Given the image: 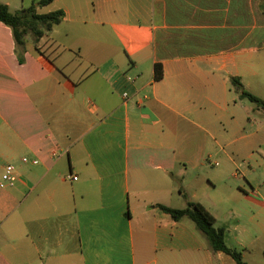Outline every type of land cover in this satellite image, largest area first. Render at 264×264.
<instances>
[{
	"label": "crops",
	"instance_id": "0c3cea01",
	"mask_svg": "<svg viewBox=\"0 0 264 264\" xmlns=\"http://www.w3.org/2000/svg\"><path fill=\"white\" fill-rule=\"evenodd\" d=\"M262 1L54 0L22 44L0 22V264H236L157 208L182 193L264 264V112L229 81L264 102Z\"/></svg>",
	"mask_w": 264,
	"mask_h": 264
},
{
	"label": "trees",
	"instance_id": "16d2710c",
	"mask_svg": "<svg viewBox=\"0 0 264 264\" xmlns=\"http://www.w3.org/2000/svg\"><path fill=\"white\" fill-rule=\"evenodd\" d=\"M53 1L39 0L30 7L14 13L9 10L7 5L0 3V22L11 29L13 38L17 44H22L26 35H31L34 41L37 42L55 25L60 24L64 17L62 11H55L48 14L37 13L38 7L47 6ZM260 8L264 13V0L261 2ZM155 70L157 73L155 78L160 79L162 76L160 66H155ZM229 81L239 98L247 100L264 112V102L245 90L239 78L231 77ZM179 192L182 193L180 189ZM182 196L186 201V206L183 209H173L162 205L157 206V208L169 215L175 222L183 218L189 219L195 228L205 237L212 251L229 255L236 264H246L242 260L240 252L231 250L225 245V229L214 227L215 220L212 215L200 204L189 201L185 194L182 193Z\"/></svg>",
	"mask_w": 264,
	"mask_h": 264
},
{
	"label": "built area",
	"instance_id": "2783aa9c",
	"mask_svg": "<svg viewBox=\"0 0 264 264\" xmlns=\"http://www.w3.org/2000/svg\"><path fill=\"white\" fill-rule=\"evenodd\" d=\"M23 164H27V159H22ZM33 164H37V161H32ZM16 166L13 164H6L3 168V172L0 177V189L11 188L15 184V174ZM69 180L76 181L77 177H72L71 175L66 177Z\"/></svg>",
	"mask_w": 264,
	"mask_h": 264
},
{
	"label": "rangeland",
	"instance_id": "374dc122",
	"mask_svg": "<svg viewBox=\"0 0 264 264\" xmlns=\"http://www.w3.org/2000/svg\"><path fill=\"white\" fill-rule=\"evenodd\" d=\"M263 74H264V72H263ZM263 78H264V76H263ZM249 92V91H248ZM249 93H251V92H249ZM252 94V93H251ZM233 95H234V93H233ZM232 95V96H233ZM252 95H254V94H252ZM254 96H256V95H254ZM256 97H258V96H256ZM234 98V97H233ZM259 98V97H258ZM260 99V98H259ZM235 100H236V102H239V99L237 98V97H235ZM262 100V99H261ZM263 101V100H262ZM243 102H248L247 100H245V101H243ZM254 106V105H253ZM0 177H1V174H0ZM6 189V188H5ZM2 190H4V189H2ZM26 206H23V209L25 208ZM22 209V210H23Z\"/></svg>",
	"mask_w": 264,
	"mask_h": 264
}]
</instances>
